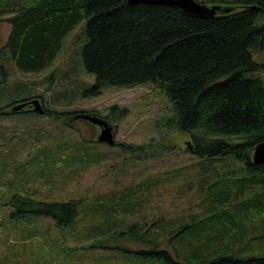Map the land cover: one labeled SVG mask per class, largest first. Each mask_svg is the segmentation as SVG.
Wrapping results in <instances>:
<instances>
[{"label": "trees", "instance_id": "16d2710c", "mask_svg": "<svg viewBox=\"0 0 264 264\" xmlns=\"http://www.w3.org/2000/svg\"><path fill=\"white\" fill-rule=\"evenodd\" d=\"M199 1L230 8L199 16L153 2L0 0V19L10 26L0 45V116L33 113L63 122L73 118L77 108L48 107L42 93L29 92L28 85L18 79L14 81L22 95L2 99L1 92L11 66L23 72L48 69L45 77L47 87L51 86L55 60L74 32V61H81L83 70L94 74L92 82L80 86L79 94L95 95L106 85L150 82L158 87L170 106L168 114L155 123L189 135L191 147L186 150L197 157L199 165L193 178L221 185L205 194L202 201L209 204L202 211L207 212L206 217L221 213L225 229L239 225L238 229L252 232L246 245L239 247L245 251L251 249L252 239H261L262 245L264 237V230L257 231L264 229V162L254 163L250 157L255 143L264 139V0ZM33 96L42 101V113L30 106L9 110L12 104ZM125 113L126 107L112 104L105 117L114 120ZM154 143L149 139L119 146L130 152L128 159H140L152 156L146 149ZM99 144L84 137H54L22 159L5 162L0 156V170L4 163H15L7 166L12 172L8 184L13 189L6 201L9 216L16 220L49 217L71 228L86 222L92 238L109 246L108 237L123 227L121 224L114 232L106 227L111 222L114 226L121 223L112 219V211L127 210L120 199L118 207L109 202L110 192L91 196L86 202L83 198L45 199L36 188H26L39 180L42 186L53 184L62 166L74 172L101 160ZM12 178L15 183L10 182ZM152 179L144 177L138 184L146 188ZM120 197L128 199L124 194ZM240 215L244 219H239ZM134 226L136 222L125 228ZM238 234L232 232L223 251L178 264H264V248L247 254L233 249L241 239ZM152 252L162 254L164 249Z\"/></svg>", "mask_w": 264, "mask_h": 264}, {"label": "rangeland", "instance_id": "374dc122", "mask_svg": "<svg viewBox=\"0 0 264 264\" xmlns=\"http://www.w3.org/2000/svg\"><path fill=\"white\" fill-rule=\"evenodd\" d=\"M9 28V24L0 19V45L5 41ZM74 34L66 38L55 60L51 86L47 87L45 77L48 69L23 72L11 66L1 92L2 99L22 95L18 82L14 81L18 79L28 85L29 92L42 93L43 104L51 108H77V112L105 117L112 104L126 107L125 115L117 119L105 117L114 126L115 143L100 142L101 160L87 163L74 172L62 166L64 169H58L61 175L53 184L42 186L39 180L30 181L34 187H26L36 188L41 198H83L86 202L91 196L110 192L111 199L106 202H114L118 207L120 199L127 210L113 209L112 219L121 223H116L115 227L111 222L106 227L113 232L121 224L123 227L116 231L117 234L111 233L106 240L109 246H105L99 244V238H92L86 222H79L71 228L56 224L49 217H31L28 220L10 217V205L6 201L13 191L8 182L12 176L10 167L15 163H4L5 167L0 170V264H178L223 251L232 239V232L241 235L233 248L239 254L264 248V237L262 245L261 239L254 238L250 242L251 249L240 251L239 247L246 245L252 232L246 228L238 229L239 225L225 229L222 217H219L221 213L206 217L207 212L203 211L209 203L202 199L221 185L214 186L207 180L193 178L199 165L197 157L186 150L188 143L191 144L187 133L155 123V119L168 114L170 106L158 87L150 82L131 86L106 85L98 94H79L80 86L92 82L94 74L83 70L80 60V63L74 61L77 48ZM65 120L33 113L0 116L1 158L4 157L5 162L22 159L38 144L54 137L96 140L100 130L98 124L82 117H67ZM149 139L155 141L146 149V153L152 154L149 157L128 159L130 152L121 150L119 146L120 143H139ZM218 170L221 171L220 168ZM144 177H153L146 188L138 184ZM11 180L16 182L13 178ZM147 188L150 192L146 191ZM123 194L127 200L120 197ZM239 219H244V216L240 215ZM132 222L137 226L127 230L126 225ZM155 249H164V252L156 254L152 252Z\"/></svg>", "mask_w": 264, "mask_h": 264}, {"label": "water", "instance_id": "95a60500", "mask_svg": "<svg viewBox=\"0 0 264 264\" xmlns=\"http://www.w3.org/2000/svg\"><path fill=\"white\" fill-rule=\"evenodd\" d=\"M128 2H153V3H162L177 6L187 12L196 14L199 16H210L216 11L228 10L229 6L222 7L220 4H207L199 0H127ZM27 104H30V108L36 112L42 113L44 111L42 101L39 97L33 96L29 99H24L19 102L12 104L9 108L11 111L19 110L25 108ZM73 118L82 117L87 118L91 122L96 123L100 126V130L96 136V140L99 142H105L108 145H113L115 143V130L114 126L102 116H99L95 113L78 111L73 114ZM188 147H191V144L188 143ZM251 160L254 163H263L264 162V139L255 143L252 149Z\"/></svg>", "mask_w": 264, "mask_h": 264}, {"label": "flooded vegetation", "instance_id": "af4514ba", "mask_svg": "<svg viewBox=\"0 0 264 264\" xmlns=\"http://www.w3.org/2000/svg\"><path fill=\"white\" fill-rule=\"evenodd\" d=\"M27 106H31L30 104H27L25 107H27Z\"/></svg>", "mask_w": 264, "mask_h": 264}]
</instances>
